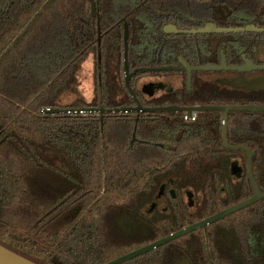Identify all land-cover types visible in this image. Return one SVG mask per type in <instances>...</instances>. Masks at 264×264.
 Returning a JSON list of instances; mask_svg holds the SVG:
<instances>
[{"label": "trees", "instance_id": "1", "mask_svg": "<svg viewBox=\"0 0 264 264\" xmlns=\"http://www.w3.org/2000/svg\"><path fill=\"white\" fill-rule=\"evenodd\" d=\"M95 1L97 14L91 0H0V245L35 264H108L255 196L247 173L241 196L234 190L232 159L247 161L243 151L224 148L218 113L193 125L181 116L134 127L128 114L104 123L96 115L44 114L88 107L61 103L88 52L103 60L113 52L123 82L125 23L130 53L144 46L136 43L142 18L133 6L164 2ZM193 1L229 28L228 15L257 4ZM97 15L103 31L113 27L100 46ZM222 49L215 47L217 58ZM242 101L264 105V97ZM132 136L166 148L129 146ZM228 142L257 152L253 174L264 192V113H231ZM172 195L181 210L146 219L151 201ZM193 196L200 210L192 209ZM122 264H264V199Z\"/></svg>", "mask_w": 264, "mask_h": 264}, {"label": "flooded vegetation", "instance_id": "2", "mask_svg": "<svg viewBox=\"0 0 264 264\" xmlns=\"http://www.w3.org/2000/svg\"><path fill=\"white\" fill-rule=\"evenodd\" d=\"M163 1L158 7L146 3L133 6L135 7V18H142V29L138 34H135L136 43L140 44V40L143 39L142 43L144 46L139 47L140 49H136L133 46L131 53L130 51L128 53V66L131 71L137 68L172 67L176 69L172 71L142 73L143 75L141 76H139L141 74L139 73L132 78L134 82L132 83L131 80V87L141 106L146 109L179 108L180 110L173 113L168 111L141 112L140 114L137 112H115L120 109L138 107L137 101H135L125 85V59L123 56L124 77L122 82L115 70L116 55L113 52H107L103 60L102 53L98 52L96 56V51L88 52L85 55L86 57L75 76V81L72 83V89L69 90V92L71 90L73 92L74 90L76 92L79 91L81 93L80 96H73L74 99H70L68 98V94L63 99V101L65 100V104L72 103L76 99L83 100L88 107L80 110V114L99 116L101 123L116 117V115H119L121 118L125 114H128V121L131 123L130 126L133 127L134 124H139L141 120L147 121L148 119L152 122V120L156 121L157 119L158 121H166L174 120L181 116L186 124L193 125L201 119H205L206 114L212 113H218L221 122V114L220 112L196 111L189 116L184 111L186 108H203L217 105L243 106V96L257 100H260V97H264V88L260 89L256 87L259 81L264 80V69L245 70L242 72L233 69L234 67L247 66L246 59L253 66L264 67V33L192 34V30L201 29L207 24H215L221 28L229 27L219 26L218 24L222 23H220V20H216L219 17L215 15V12H206V6L198 4L193 0H189L188 3L183 0ZM256 3L254 11L251 8L242 9L237 7L238 10H235L236 12L234 14L231 13L228 15L225 18L227 24L234 26L230 28H244L247 26L264 28V15L262 11L264 2L263 0H256ZM98 19L99 17L97 15V35L98 45L100 46L103 38L108 40L112 39L113 27L105 28V31H103L101 20L99 19L100 24H98ZM169 26L176 28L177 32L172 31ZM167 28L171 30L170 33L166 31ZM221 35L223 37H220ZM216 46L223 47L219 58L216 56ZM225 49L226 52L223 51ZM222 52L225 53L226 65L229 67L228 70L212 72L194 71L192 72L191 85L188 86V74L182 70L184 65L180 62V58L184 59L191 67L207 65L220 66ZM105 85L106 88L104 89ZM210 87H213V89L210 91L206 90ZM205 90L207 94H205ZM129 97L131 98L129 99ZM68 99L71 102H68ZM216 99L226 101L222 104L217 102L209 103V101ZM89 109L105 110V112H84ZM194 116L195 120L192 121L191 118ZM255 124V131L259 132L261 127L259 123L255 122ZM145 137L149 138L148 135ZM208 137L212 136L209 135ZM128 144L132 147L137 144H144L146 147L148 145L166 148V145L160 144L159 142H152L150 140L142 141V139L135 136L131 137V141ZM251 151L254 152L252 159L253 168L254 158L257 152L255 150ZM245 157L247 161L246 165L243 158L239 157L233 158L230 164V171L232 173L230 177L232 179L231 183L234 185L237 183L234 190L239 196L242 193V179L246 176V173L249 176L246 153ZM231 183L226 180L224 189H228L229 191ZM172 196L173 200L165 196V198H157L151 201L145 210L146 219L149 220L150 217L161 216L162 213H171L173 216L177 210H181V202L177 200L176 196ZM189 202L193 210L201 209V203L198 200L195 201L194 196ZM153 204L154 206L151 208Z\"/></svg>", "mask_w": 264, "mask_h": 264}, {"label": "water", "instance_id": "3", "mask_svg": "<svg viewBox=\"0 0 264 264\" xmlns=\"http://www.w3.org/2000/svg\"><path fill=\"white\" fill-rule=\"evenodd\" d=\"M91 5H92V12L94 14H97V3L95 0H91ZM99 17V15H98ZM98 24H100L99 19H98ZM172 31L177 32V29L174 27H170ZM167 28L166 31L169 33L171 30ZM247 32H256V33H264V28H259V27H254V26H247L244 28H221L217 27L215 24H207L205 27L198 29V30H192V34H231V33H247ZM129 39H130V31H129V26L128 24H125V32H124V59H125V85L132 95V97L137 101L138 107L137 108H125V109H120L116 110L115 112H124V113H131V112H159V111H168V112H176L177 110H180L179 108H166V109H146L141 106L139 103L138 98L136 97L135 93L132 90L131 87V80L134 76H136L139 73H148V72H160V71H172L175 70L176 68L172 67H164V68H137L134 71L130 70V67L128 66V53H129ZM246 65L244 67H234V70L237 71H250V70H256V69H264V67H256L251 64L247 59ZM180 62L184 65L182 68L183 71H186L188 74V86L191 85V77H192V72L194 71H204V72H212V71H223V70H228V66L226 65V60H225V53L222 52V60H221V65L220 66H215V65H207V66H198V67H191L188 65V63L180 58ZM258 85L256 86L257 88H264V80L259 81L257 83ZM188 113L189 116L192 115L193 112L199 111V112H220L221 114V123H222V141L224 147L229 150V151H244L247 154V160H248V171H249V177L251 179L254 191H255V196L239 205H236L234 207H231L229 209H226L202 222H199L197 224L191 225L190 227H187L177 233H174L168 237H165L151 245H148L146 247H143L141 249H138L132 253H129L127 255H124L108 264H122L125 263L129 260H132L134 258H137L143 254H146L152 250H155L173 240H176L178 238H181L195 230H199L202 228H206L207 226L214 224L218 222L221 219H224L228 216H230L233 213H236L238 211H241L245 208H248L255 203L259 202L260 200L264 199V192L261 191V189L258 186V183L254 177L253 174V168H252V159L254 156V152H252L248 147L245 146H232L228 143V115L230 113H235V112H247V113H252V114H262L264 113V105H243V106H233V105H217V106H209V107H203V108H186L184 109ZM80 110H73V111H68V110H60V109H46L44 111L45 114H58V113H80ZM86 113H104L105 110H97V109H89L84 111ZM154 204L151 206L153 208ZM151 210V209H150ZM0 264H35L19 255L16 253H13L12 251L4 248L3 246L0 245Z\"/></svg>", "mask_w": 264, "mask_h": 264}, {"label": "rangeland", "instance_id": "4", "mask_svg": "<svg viewBox=\"0 0 264 264\" xmlns=\"http://www.w3.org/2000/svg\"><path fill=\"white\" fill-rule=\"evenodd\" d=\"M79 88H80V87H79ZM68 94H69V95H68V98H70V99H74L73 96H80L81 93H80L79 91L76 92V90H74V92H73V90H71ZM70 99H68V100H69L68 102H71ZM61 103H62V104H65V100L62 101Z\"/></svg>", "mask_w": 264, "mask_h": 264}, {"label": "built area", "instance_id": "5", "mask_svg": "<svg viewBox=\"0 0 264 264\" xmlns=\"http://www.w3.org/2000/svg\"><path fill=\"white\" fill-rule=\"evenodd\" d=\"M191 120H192V121H194V120H195V116H194V117H192V118H191Z\"/></svg>", "mask_w": 264, "mask_h": 264}]
</instances>
